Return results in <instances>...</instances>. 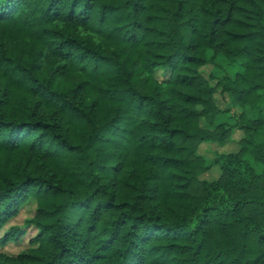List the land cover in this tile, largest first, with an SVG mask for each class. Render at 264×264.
<instances>
[{
  "label": "trees",
  "instance_id": "16d2710c",
  "mask_svg": "<svg viewBox=\"0 0 264 264\" xmlns=\"http://www.w3.org/2000/svg\"><path fill=\"white\" fill-rule=\"evenodd\" d=\"M31 202L0 264H264V0H0L1 247Z\"/></svg>",
  "mask_w": 264,
  "mask_h": 264
},
{
  "label": "rangeland",
  "instance_id": "374dc122",
  "mask_svg": "<svg viewBox=\"0 0 264 264\" xmlns=\"http://www.w3.org/2000/svg\"><path fill=\"white\" fill-rule=\"evenodd\" d=\"M219 65L216 69V74L222 76L223 74L233 75L238 70L236 66L230 65L223 59H220ZM212 67L204 68V71L207 75L211 72ZM218 104L221 109L231 108L230 113L219 116V120L221 121H230V116L241 112L239 107L232 108V98L230 94L222 93L220 90L216 94ZM243 133L240 130H237L234 133L233 140L227 143L224 146H219L216 143H204L200 147V154L205 156L208 160L212 161L218 153H231L237 152L239 150L238 141L242 138ZM259 170L260 167L256 166ZM220 175L219 166H214L210 171L203 173L201 175L202 179L214 180L217 179ZM36 212V204L33 202L25 204L20 213L11 219L7 225L5 226L3 231L10 229L13 226H19L23 229V234L20 236V239L17 241H13L8 243L5 247L0 246V252H7L11 255H17L21 251L27 249L32 245L33 239L38 234V229L33 224H28V220L33 218Z\"/></svg>",
  "mask_w": 264,
  "mask_h": 264
}]
</instances>
